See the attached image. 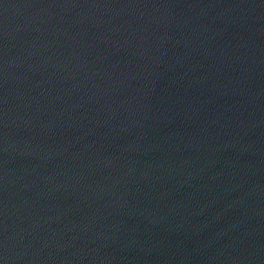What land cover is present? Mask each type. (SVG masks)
Segmentation results:
<instances>
[{
  "label": "water",
  "instance_id": "water-1",
  "mask_svg": "<svg viewBox=\"0 0 264 264\" xmlns=\"http://www.w3.org/2000/svg\"><path fill=\"white\" fill-rule=\"evenodd\" d=\"M0 264H264V0H0Z\"/></svg>",
  "mask_w": 264,
  "mask_h": 264
}]
</instances>
